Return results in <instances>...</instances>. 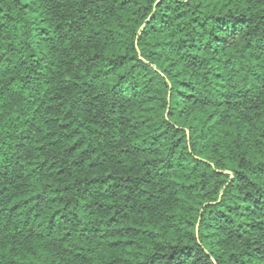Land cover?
<instances>
[{
    "label": "trees",
    "instance_id": "16d2710c",
    "mask_svg": "<svg viewBox=\"0 0 264 264\" xmlns=\"http://www.w3.org/2000/svg\"><path fill=\"white\" fill-rule=\"evenodd\" d=\"M0 264H264V0H0Z\"/></svg>",
    "mask_w": 264,
    "mask_h": 264
}]
</instances>
